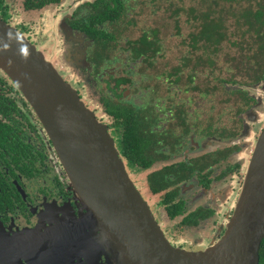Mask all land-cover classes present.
I'll return each mask as SVG.
<instances>
[{
	"label": "flooded vegetation",
	"instance_id": "flooded-vegetation-1",
	"mask_svg": "<svg viewBox=\"0 0 264 264\" xmlns=\"http://www.w3.org/2000/svg\"><path fill=\"white\" fill-rule=\"evenodd\" d=\"M0 19L106 128L175 248L222 239L264 130V0H0ZM0 264H119L1 69Z\"/></svg>",
	"mask_w": 264,
	"mask_h": 264
},
{
	"label": "water",
	"instance_id": "water-1",
	"mask_svg": "<svg viewBox=\"0 0 264 264\" xmlns=\"http://www.w3.org/2000/svg\"><path fill=\"white\" fill-rule=\"evenodd\" d=\"M0 69L53 140L71 185L119 264H260L264 240V130L225 235L204 251L175 248L130 179L106 128L51 63L0 19Z\"/></svg>",
	"mask_w": 264,
	"mask_h": 264
},
{
	"label": "trees",
	"instance_id": "trees-1",
	"mask_svg": "<svg viewBox=\"0 0 264 264\" xmlns=\"http://www.w3.org/2000/svg\"><path fill=\"white\" fill-rule=\"evenodd\" d=\"M260 264H264V240L260 249Z\"/></svg>",
	"mask_w": 264,
	"mask_h": 264
},
{
	"label": "rangeland",
	"instance_id": "rangeland-1",
	"mask_svg": "<svg viewBox=\"0 0 264 264\" xmlns=\"http://www.w3.org/2000/svg\"><path fill=\"white\" fill-rule=\"evenodd\" d=\"M227 5H228V4H227ZM232 18H234V17H232ZM235 19H236V18H235ZM231 22L234 23V20L231 19ZM235 28H236V27H235ZM231 31H232V32H233V31L235 32L236 30H235L234 28L231 27ZM225 209H227V208H225ZM224 211H226V210H224Z\"/></svg>",
	"mask_w": 264,
	"mask_h": 264
}]
</instances>
